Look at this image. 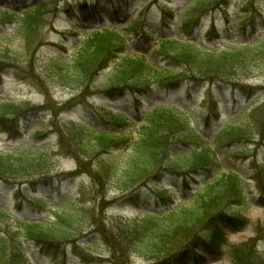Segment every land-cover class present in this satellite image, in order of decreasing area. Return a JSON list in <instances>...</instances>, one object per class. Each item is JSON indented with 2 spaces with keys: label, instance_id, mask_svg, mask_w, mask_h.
I'll return each instance as SVG.
<instances>
[{
  "label": "rangeland",
  "instance_id": "rangeland-1",
  "mask_svg": "<svg viewBox=\"0 0 264 264\" xmlns=\"http://www.w3.org/2000/svg\"><path fill=\"white\" fill-rule=\"evenodd\" d=\"M100 1L101 4L95 8L97 1L94 0H0V12L19 13L12 21L0 17V104L11 105L10 114H0V151L3 153L26 144L50 147L55 155L51 160L55 173L69 174L77 171L78 159L74 156L61 157L56 145V134L67 122L88 123L95 131L113 130L114 137L121 141L116 153L128 143L138 140L139 134L135 130L123 135L124 130L107 124L112 115L117 116L116 112L111 115L105 110L111 108L127 113L134 120L136 129L139 127L140 115L136 113L130 96L112 102L91 95L75 101L73 107L67 108L79 94L61 85L57 76L58 65H50L48 61L56 56L72 59L82 47L83 40L95 30L113 27L124 31L136 23L135 28L125 33L130 42V53L149 58L150 62L158 64L157 67L164 71L178 73L183 68L182 64L152 55L161 39L172 40L180 35L181 19L190 0H127L125 9L118 15L116 10L120 9V4L117 1ZM77 3L88 5V11L80 12ZM41 4L44 6L41 12L29 18L24 17L27 13L24 11L29 8L33 11ZM71 5L75 6L73 10L69 9ZM39 16L45 19L42 25L34 20ZM27 19L34 21L35 25L29 34L30 38L25 41L21 31L26 27ZM142 28L152 33V40L143 37ZM75 33L79 36H75ZM188 34L202 48L226 47L232 42H256L264 37V0H224L220 9L205 15L194 29L187 27L182 31L184 36ZM19 53H25L28 61H9L8 57H16ZM114 64L110 63L101 75H109ZM250 70L252 72L247 78L236 82V88L223 85L222 92L216 86L213 89V98L221 102V117L211 120L209 139L212 147L217 145L216 134L219 131L238 126L243 120L242 125L246 122L245 118L238 122L232 120L233 117L243 116L242 111L257 107L264 100V60L253 64ZM99 83L102 82L95 84ZM207 89L208 85H183L175 87V90L169 87L156 90L157 102L143 104L140 112L146 113L156 103L194 105L201 111L202 120L210 103L204 102ZM90 91L94 93L96 90ZM201 129L207 131L204 123ZM247 130L249 140L231 143L230 138L226 137L224 145L216 151L219 163L216 172L232 171L243 177L248 200L236 209L241 223L225 230L218 247L196 251L198 258L193 262L195 256L191 255L189 264H264V126L257 131L251 125ZM36 132L47 134L31 138ZM82 166L86 169L82 170L83 174L79 177H65L61 184H55L52 188H47L50 187L49 183H39L26 190L27 197L20 196L19 200L15 199L12 187L0 184V209L9 211L15 219L47 224L59 221L51 211L84 215L83 232L79 234L76 231L70 238L71 242L44 251L31 244L28 257L33 264H113L109 247L101 240L95 242L97 236L92 233L95 224L110 226L119 217L130 223L136 221L140 211L135 203L123 199L114 204L109 203L119 197L118 191L107 189L106 194L104 190L97 193V187L89 177V172L97 170L96 165L88 160L83 161ZM212 178L205 172L188 175L170 173L165 175L162 183L169 187L180 185L181 191L174 193L176 204L189 207L192 203L190 197L201 192ZM102 198L106 200L104 203H100ZM39 200L42 202L38 203ZM141 205L150 208L148 201L143 200ZM8 219L0 217V238L3 237L4 229L18 228L13 219ZM115 260L117 264H152L138 253L128 254L124 249L117 253Z\"/></svg>",
  "mask_w": 264,
  "mask_h": 264
},
{
  "label": "trees",
  "instance_id": "trees-1",
  "mask_svg": "<svg viewBox=\"0 0 264 264\" xmlns=\"http://www.w3.org/2000/svg\"><path fill=\"white\" fill-rule=\"evenodd\" d=\"M223 2L191 0L181 19L182 29L198 25L205 15L218 10ZM79 7L83 12L88 6L80 4ZM42 9L43 5H40L34 11H27L24 17H32ZM16 14L5 11L0 12V17L12 21ZM34 20L41 25L45 23L40 16ZM34 25V21L26 20V27L21 31L23 40L28 41ZM189 38L190 34L186 37L180 35L173 40H161L154 51V57L160 56L182 64L183 68L178 73L164 71L148 58L131 54L128 40L115 29L93 33L72 59L56 56L48 63L58 65L57 76L61 85L79 94L67 108L91 95L117 101L130 94L138 112L142 99L155 100L157 87H178L189 82L195 85L215 84L221 88L222 85L247 78L252 72L250 67L264 60V37L256 42L231 43L224 49L202 48ZM8 58L15 63L28 61L25 53ZM112 62L115 64L109 75H101ZM98 81L102 83L95 84ZM91 89L96 91L91 93ZM212 95L211 88L207 90L206 97ZM10 106L0 104V114H10ZM216 106L217 102L210 111L218 116L220 113ZM105 110L111 115L117 113L116 117L112 115L107 120L108 125L125 131L133 126V119L127 113L110 108ZM242 112L243 116L232 119L239 122L245 118L246 122L242 125L243 120L238 126L222 130L217 136L216 147H212L198 130L201 113L190 106L157 103L140 119L145 124L136 129L138 140L128 143L119 153L116 151H119L121 141H117L112 130L95 131L92 125L82 122L64 124L57 134V153L61 157L74 156L78 159V169L70 176H78L86 169L82 166L83 161H93L97 170L89 172V177L96 185L97 193L114 189L119 197L109 203L114 204L120 199L132 201L140 211L134 223L118 216L110 226L95 224V231L92 232L97 236L95 242L101 240L109 247L113 264H117L115 257L123 249L128 254L138 253L152 264H189L191 255L195 256L193 262L198 258L196 251L218 247L225 230L241 223L236 209L248 200L243 177L232 171L216 172L219 165L216 151L224 145L226 137L230 138L231 143L249 140L248 126L253 125L257 131L264 126V102ZM125 131L123 135L131 133ZM53 156L50 147L31 145L7 153L0 152V183L16 187V197L27 196L26 190L39 183H49L50 187L47 188H52L66 177L55 173L51 163ZM199 172L213 178L201 192L190 197L191 206L177 205L175 194L168 192L169 185L162 183L165 175ZM174 189L181 191V186L173 185ZM143 200L149 202L150 208L141 205ZM105 201L102 198L100 203ZM54 214L58 217L57 223L14 219L18 228L4 229L0 238V264H33L28 257L31 244L43 251L51 250L71 242L70 238L76 231L79 234L83 232L84 215L59 211ZM9 215L0 209V217L9 218Z\"/></svg>",
  "mask_w": 264,
  "mask_h": 264
}]
</instances>
